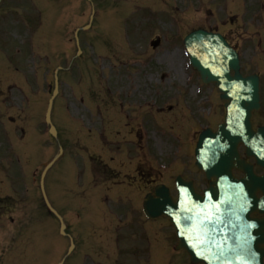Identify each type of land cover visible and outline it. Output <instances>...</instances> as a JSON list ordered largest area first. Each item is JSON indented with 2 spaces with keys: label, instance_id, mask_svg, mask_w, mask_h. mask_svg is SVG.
<instances>
[{
  "label": "rangeland",
  "instance_id": "374dc122",
  "mask_svg": "<svg viewBox=\"0 0 264 264\" xmlns=\"http://www.w3.org/2000/svg\"><path fill=\"white\" fill-rule=\"evenodd\" d=\"M11 1H18L20 6L15 7L14 4H11L13 3ZM93 1L96 6L95 10H93L96 14L93 18L91 29L89 28L90 30L88 29L85 33H82V36L78 37V42L80 41L81 43V53L80 56L76 55L73 57L70 62L69 72L73 76L70 78V76L64 75L65 81L62 74L59 76L62 87H60L61 94L58 93L57 96L60 95L61 97L67 93L69 96L56 100L53 123L57 126V129H60V134L57 135L58 138L60 139L62 136L65 138V144L64 146L62 145L65 151L63 158L48 172L45 189L53 206L62 215L66 214L64 216L69 223H72L74 220L73 216L77 211L83 214V223L79 230H87L88 225L96 224V218L101 220L104 215H106V221H112V219L114 221L121 220L124 224L131 223V226L134 224L139 226L143 220L141 213H139L141 199L146 190L145 187L149 188L148 182L152 180L148 175L158 176L157 180L163 182L169 180L174 173L190 172V165H192L194 160L193 149L196 134L190 135L193 133L194 125L191 121L183 122L185 119L183 114L187 110L194 118L199 117V114H201L205 125L214 126L222 117V102L218 99L216 89L211 85L201 88V94L196 96V87H200L198 76L189 68L180 41L178 40L177 49H173L171 46L175 44L172 36L175 32L173 28L171 30L170 23L162 21H170V18L174 17L176 10L180 9L175 4H170L173 0H126L127 2L124 5L114 4L115 8L113 4L112 7L109 6L105 0ZM175 2L178 4L179 0H175ZM204 2L206 4L203 5V12L199 10L196 12L197 4L193 6L179 3L180 6L190 7L191 11L195 13L187 15L185 22L192 27L199 26L202 23L209 28H214L217 24L221 26L226 17V11L222 10L223 12H220L221 10L217 9L219 5L215 0H204ZM49 3H56V8L62 10L61 16L65 21L62 26L64 31L62 42H50L46 37L47 32L45 30L48 28V24L46 10L43 8ZM86 5V3L78 0H2L0 4V17L6 11L15 17L11 25L6 28L12 30L8 34L11 41L17 42L19 40V29L23 28L24 22L18 18L26 20L28 24L30 23L31 30L37 33V37H35L36 34L31 36L32 50L28 59V67H16L17 70L14 71L12 67L8 68L3 65L0 72L1 81L5 84L6 82L7 84L9 83L10 86L9 90L5 92L7 98L3 99L0 97V118L2 121L0 126H2L5 134L13 136L10 131L12 125L5 123V121L9 117L14 118L16 114L18 121H23L22 124L26 123L24 124L26 134L23 133L21 135V133H18V136H16L18 142H16L15 154L19 160L17 159L13 162L15 175L17 177L24 175L26 182L28 183L29 181L30 183L28 175L30 176L31 172L36 174L34 183L29 184L28 189L24 193L25 204L20 207L29 209V214L33 216L32 220L26 223V228L21 232L20 225L3 224L4 220H0V226L6 227L0 228V256L3 252L7 253V264H33L32 261H36L38 256L40 257L41 254L43 256L47 243L50 244L53 240H60L57 235V223L53 222L45 213L46 211L44 205L42 206L41 204V197L38 191L37 181L42 170V163L49 160L57 152V146L47 134L44 113L47 100L52 91V73L54 68L59 64L68 62L76 52V47L71 42H68V39L71 37L74 28L83 26L89 21L91 12L89 6L87 5V7ZM138 5L143 6L137 7ZM12 6L15 8L11 11L10 7ZM77 6V14L72 15L75 13ZM93 6H90V8ZM207 8L214 10L215 16L207 15L200 20L201 15L204 16ZM66 9L69 11L68 15H64ZM181 13L179 11L178 17L182 16ZM222 13L224 14L223 16ZM75 16H78V18H75ZM178 17L175 15L177 20L179 19ZM41 22L43 23V35H39L42 33ZM186 23L182 20L180 26ZM233 29L235 30L237 27L234 26ZM184 34L185 31L182 32L180 37H183ZM155 36H159L162 43L157 49H151L150 41ZM42 41L43 45H41ZM18 49L15 48L13 53L11 50L8 53L9 55L13 54V59L15 60L21 58V62L23 52L20 50L18 53ZM42 52L43 68H40L41 63L38 55L40 57ZM46 55L48 58L45 62ZM239 55L243 73L245 75L256 73L261 76L262 88L264 89V57H262L263 59L254 58L251 51L243 49L239 51ZM2 56L3 54L0 56L1 59ZM30 60L31 62H29ZM25 78H27V81H25ZM30 82L31 84L27 85ZM91 89L97 93H94ZM13 91L15 92L14 95ZM90 92L95 95L99 94L98 98L93 102ZM71 93H81L80 95L85 98V105L89 107V102L93 105V108L89 109V120L84 116L85 121H81V124L75 120L73 112L75 114L79 113V115H88V112L85 107L80 105L79 99L72 100ZM109 93H112L110 94L111 98L116 100L105 98L106 94L109 95ZM14 97L16 100H13ZM24 99H27L26 103L21 101ZM117 100L123 103L121 108ZM135 100L136 104L134 105ZM184 101H186L185 107L177 108L175 103L182 107ZM74 102L78 104L79 110L73 107ZM189 103L191 104L189 105ZM211 104H213V107L211 106L209 109ZM121 109H124L125 112L126 109L131 110V115H134V112L138 110L137 113L144 115L141 126L135 129L138 138L141 137L143 139L138 141V145L142 146V158L139 164L142 169V179H139L135 173V165L138 163L139 158L134 157L135 153L127 154L132 149V146L134 149L135 145L133 143L130 144L128 141H135L132 135L135 132L124 126L123 114L126 113L121 111ZM98 113L110 120L109 130L119 129L115 134L104 133L103 135L107 137L106 141H111L114 145H109L104 140L103 146V140L95 139L92 132L85 135L78 134L80 131L88 132V130L92 129L103 132L107 130L108 126L99 118ZM145 114L148 116L145 117ZM23 116L24 119H21ZM153 119L156 122L155 125L153 124ZM127 120L129 122L132 117L127 116ZM89 121H91L90 125ZM255 122L259 125L264 124L263 93L261 95V109L255 116ZM197 123H201V121L198 119ZM84 124L86 125L83 126ZM175 125L182 130L181 137L177 138L176 133L170 138L174 145H169V142L164 143L163 135L165 133L168 135V131H171V127ZM197 127L200 126L198 125ZM61 134L62 136H60ZM145 134L149 138H146ZM189 137L191 141L180 146V142L186 143ZM75 140L78 141L76 142ZM96 140H102L100 141L102 145L97 143ZM175 144L177 147H175ZM105 145H107V149L104 148ZM93 153H96L95 160L98 159L104 165L108 162V156L111 155L114 158L113 161L108 162L107 167L115 170V173H120L118 176H120L119 180L122 181V184L114 188L113 193H119L121 190L120 196H116V199L120 197L126 201V206L128 205L130 212L122 215L114 209L111 210L114 216L109 217L110 215L103 203L106 197L104 195L108 194V192L105 191L106 186L103 180L105 173L102 169L107 172L109 170L102 167V163L98 164L96 162L98 170L96 174L99 173L101 176L97 175L94 180V178L87 177L85 174L86 171L88 173L90 167L96 168L95 161L91 160L92 158L90 157ZM13 155L14 151L7 143L5 135L0 133V161H5V164H0L3 165V169H0V182L1 180L4 181L3 186L6 188L8 181L4 177L2 178L1 173L7 170L10 165L9 158ZM125 156H127V160ZM79 162L80 164L75 166ZM200 179L202 184L201 176ZM141 180L143 183L139 186L138 183ZM97 183H99L97 188H103L102 193L96 191ZM15 184L17 186V183ZM137 185L140 189H138ZM128 200H131V204H129ZM93 207L95 210H93ZM37 212L43 214L41 217L43 219V227L39 225L42 221L41 219L35 223L33 222V219L35 221L36 217L38 218ZM136 212L139 214L136 217H132ZM94 213H97L96 218L93 217ZM131 219H134V222ZM161 222L164 221H159V224L154 225V229L158 228L160 230V234L157 231V237L160 239L159 244L166 246L165 238L169 234L170 238H172V231H169L168 227L165 228L164 223ZM74 224L76 222L72 225ZM110 224L112 226L113 222ZM8 231H13V240L12 235L4 236ZM88 234L93 235L94 230H90ZM76 235L78 236V232ZM171 241L168 242L167 240V244H172L169 245L171 246L169 256L173 264H185L183 257L187 264L188 261L185 256L174 254L175 246L172 243L173 241ZM109 247L104 249L102 257L106 258L114 253ZM66 248L67 243L64 242L63 249L66 250ZM141 250V241L137 240L136 245H131L127 253L120 259V264H144V255ZM52 251L53 255L48 259L52 260L54 258V261H48L47 264H56L63 255V250L59 252L56 248ZM78 253H74L71 256L69 264H73V262L81 264L82 259L85 260L87 258L83 257L80 252ZM160 257L156 256V260H160ZM96 258L99 260V257L96 256ZM109 261L111 262V260ZM42 262L43 260H38L35 264H41Z\"/></svg>",
  "mask_w": 264,
  "mask_h": 264
},
{
  "label": "water",
  "instance_id": "95a60500",
  "mask_svg": "<svg viewBox=\"0 0 264 264\" xmlns=\"http://www.w3.org/2000/svg\"><path fill=\"white\" fill-rule=\"evenodd\" d=\"M185 43L189 52L192 46L195 47V51L191 53V62L201 75L202 81L215 82L221 93L220 98L227 101L223 127L217 134L204 132L199 137L195 150L196 166L207 173L208 179L214 177L216 180L210 183V191L206 192L203 198L196 196L190 185L184 186L179 182L177 185L179 195L175 203L172 202L165 188L158 187L153 195L146 197L144 210L150 218L159 215L170 218L177 230L179 247L187 251L193 264L202 262L263 264L264 221L256 223L249 237L244 235L240 238L238 249L241 251L232 258L226 255L229 244L227 241H222L225 238H218L220 245L217 248L214 246L217 243L216 237L210 239L209 235H204L203 230V227L212 229L213 221H215L212 215L215 211L221 212L223 198L237 196L245 188L255 189L258 185H264V179L255 178L251 167L241 161L236 152L239 143H243L250 150L252 146L249 140L255 139L256 136L250 133L249 119L251 112L258 108L257 80L255 77L244 78L239 74L236 53L230 50L219 37L201 33L189 36ZM196 53L199 57H205V61L198 59ZM231 71L234 72L233 76L230 75ZM258 152L260 153L258 159L264 157V149ZM248 155H250L249 152ZM234 168L242 171L246 178L236 181L231 174ZM261 189L264 192V187ZM258 208L257 206V210ZM203 209L208 213H203ZM203 235L205 237H202ZM249 247L252 249L250 252H248Z\"/></svg>",
  "mask_w": 264,
  "mask_h": 264
},
{
  "label": "flooded vegetation",
  "instance_id": "af4514ba",
  "mask_svg": "<svg viewBox=\"0 0 264 264\" xmlns=\"http://www.w3.org/2000/svg\"><path fill=\"white\" fill-rule=\"evenodd\" d=\"M251 20H252L253 22H255V21H256L255 16H252V17H251ZM226 38H227V36H226ZM227 41H228L230 44L234 41L233 39H231V35H230V34L228 35ZM231 45H232V44H231ZM236 45H237V44H236ZM235 48H236V47H235ZM236 49H237V48H236ZM92 249L95 251L96 246H94Z\"/></svg>",
  "mask_w": 264,
  "mask_h": 264
}]
</instances>
